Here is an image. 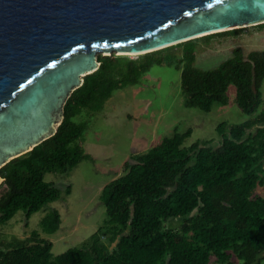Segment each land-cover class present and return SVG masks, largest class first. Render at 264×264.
<instances>
[{
	"label": "trees",
	"instance_id": "obj_1",
	"mask_svg": "<svg viewBox=\"0 0 264 264\" xmlns=\"http://www.w3.org/2000/svg\"><path fill=\"white\" fill-rule=\"evenodd\" d=\"M242 29L195 37L136 58L98 54L99 67L68 97L56 133L0 167V225L20 209L29 218L61 197L46 173H69L89 157L82 144L87 121L74 117L84 108L102 109L115 89L139 82L155 63L181 69L187 106L210 111L215 102L226 104L228 88L235 84L237 103L252 116L219 122L221 138L215 144L196 140L186 145L189 127L134 153L125 172L102 188L108 217L88 240L55 255L53 241L34 230L0 241V264H264V49L245 54L237 46L214 67L195 65L200 40ZM176 47H182L181 54L173 52ZM177 216H183L179 226L170 227ZM61 221L52 208L40 225L52 233Z\"/></svg>",
	"mask_w": 264,
	"mask_h": 264
},
{
	"label": "water",
	"instance_id": "obj_2",
	"mask_svg": "<svg viewBox=\"0 0 264 264\" xmlns=\"http://www.w3.org/2000/svg\"><path fill=\"white\" fill-rule=\"evenodd\" d=\"M262 22L264 0H0V167L56 133L98 54Z\"/></svg>",
	"mask_w": 264,
	"mask_h": 264
},
{
	"label": "rangeland",
	"instance_id": "obj_3",
	"mask_svg": "<svg viewBox=\"0 0 264 264\" xmlns=\"http://www.w3.org/2000/svg\"><path fill=\"white\" fill-rule=\"evenodd\" d=\"M237 46L245 54L253 49H264V25H248L235 33L200 40L195 65L214 67L232 56ZM173 52L181 54L182 47H176ZM129 56L136 58L138 54ZM262 92L264 97V81ZM227 93L229 102H215L210 111L189 107L181 87V69L175 64L155 63L139 82L115 89L102 109L90 112L84 108L74 119L87 121L82 144L89 157L69 173H46L45 179L61 189V197L29 218L24 210H18L0 225V241L24 238L39 230L41 236L53 241L55 255L81 245L108 217L100 198L102 188L125 172L126 161L134 153L147 151L176 129L185 131L189 127L193 130L186 145L196 140H212L215 144L221 138L217 130L219 122L238 123L252 116L243 112L237 103L235 84L229 86ZM68 185H71L70 193L66 192ZM258 192L263 193V190L259 188ZM52 208L59 210L62 221L58 230L47 233L40 222ZM182 219L183 216L172 218L169 226H179ZM105 242H109L108 238Z\"/></svg>",
	"mask_w": 264,
	"mask_h": 264
}]
</instances>
